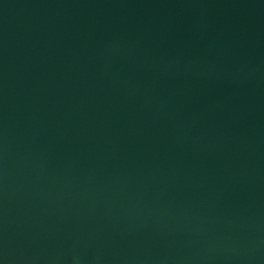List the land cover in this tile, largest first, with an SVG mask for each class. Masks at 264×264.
I'll list each match as a JSON object with an SVG mask.
<instances>
[{"label": "water", "instance_id": "obj_1", "mask_svg": "<svg viewBox=\"0 0 264 264\" xmlns=\"http://www.w3.org/2000/svg\"><path fill=\"white\" fill-rule=\"evenodd\" d=\"M0 264H264V0H0Z\"/></svg>", "mask_w": 264, "mask_h": 264}]
</instances>
